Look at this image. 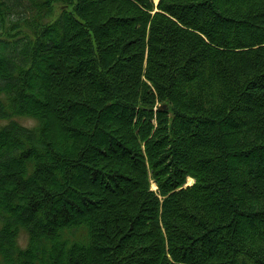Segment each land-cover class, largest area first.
Masks as SVG:
<instances>
[{
	"label": "trees",
	"instance_id": "16d2710c",
	"mask_svg": "<svg viewBox=\"0 0 264 264\" xmlns=\"http://www.w3.org/2000/svg\"><path fill=\"white\" fill-rule=\"evenodd\" d=\"M157 2L0 0V264H264V0Z\"/></svg>",
	"mask_w": 264,
	"mask_h": 264
},
{
	"label": "rangeland",
	"instance_id": "374dc122",
	"mask_svg": "<svg viewBox=\"0 0 264 264\" xmlns=\"http://www.w3.org/2000/svg\"><path fill=\"white\" fill-rule=\"evenodd\" d=\"M154 1H155L156 3H158L157 0H154ZM158 1H159V0H158ZM17 120H18L21 124L26 125V126H28V127H33V126H35V124H36V122H35L34 120L29 119V118H17ZM3 123H4V122H3ZM192 132H194V131H189V132H188L189 135H190V134L192 135ZM191 183H193V180H192V182L189 180V184H191ZM153 189H156V185H154ZM27 242H28V235H27L26 232L22 231L21 234H20V237H19V244H20L22 247H25L26 244H27Z\"/></svg>",
	"mask_w": 264,
	"mask_h": 264
},
{
	"label": "bare ground",
	"instance_id": "6f19581e",
	"mask_svg": "<svg viewBox=\"0 0 264 264\" xmlns=\"http://www.w3.org/2000/svg\"><path fill=\"white\" fill-rule=\"evenodd\" d=\"M165 106H162V108H164ZM192 182V179H189ZM194 180V179H193Z\"/></svg>",
	"mask_w": 264,
	"mask_h": 264
}]
</instances>
